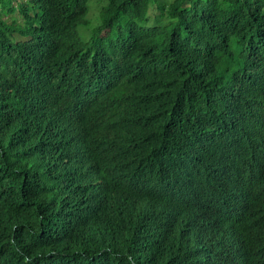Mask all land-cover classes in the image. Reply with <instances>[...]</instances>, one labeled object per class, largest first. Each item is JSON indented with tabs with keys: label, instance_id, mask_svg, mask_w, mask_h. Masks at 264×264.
<instances>
[{
	"label": "trees",
	"instance_id": "trees-1",
	"mask_svg": "<svg viewBox=\"0 0 264 264\" xmlns=\"http://www.w3.org/2000/svg\"><path fill=\"white\" fill-rule=\"evenodd\" d=\"M0 244L264 264V0H0Z\"/></svg>",
	"mask_w": 264,
	"mask_h": 264
},
{
	"label": "clouds",
	"instance_id": "clouds-1",
	"mask_svg": "<svg viewBox=\"0 0 264 264\" xmlns=\"http://www.w3.org/2000/svg\"><path fill=\"white\" fill-rule=\"evenodd\" d=\"M134 149V148H131V147H122V146H119V149L118 151L116 152L117 154L121 153V152H125L127 153L128 155H131V150ZM37 157H38V160L39 162L42 164L43 161H42V158L44 157L43 153L42 152H39L36 154ZM85 155V157L83 158V162L86 164L87 163V167L89 168H94L96 167L97 165H99V161L96 159V158H93V156L86 150L85 153L83 154ZM142 157V159L144 160V163H145V166L148 167L150 166V163H151V160L149 158L148 155L146 154H142L140 155ZM83 157V156H82ZM49 162V175H52L53 174V171H52V163L50 161ZM9 217L11 218H14L15 219V214H13L12 212H7ZM191 238H194V235H191L190 236ZM189 236L186 237V241H188L190 239ZM10 241L12 242L13 241V238L10 239ZM3 254V248H2V245L0 244V259H3L1 256ZM1 260H0V264H1ZM148 264H151V263H148Z\"/></svg>",
	"mask_w": 264,
	"mask_h": 264
},
{
	"label": "bare ground",
	"instance_id": "bare-ground-1",
	"mask_svg": "<svg viewBox=\"0 0 264 264\" xmlns=\"http://www.w3.org/2000/svg\"><path fill=\"white\" fill-rule=\"evenodd\" d=\"M238 157V156H237ZM161 189V188H160ZM201 223H203V220L201 221ZM210 237H211V235H210ZM220 242V241H219ZM210 262H211V260H210Z\"/></svg>",
	"mask_w": 264,
	"mask_h": 264
}]
</instances>
